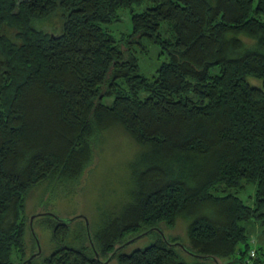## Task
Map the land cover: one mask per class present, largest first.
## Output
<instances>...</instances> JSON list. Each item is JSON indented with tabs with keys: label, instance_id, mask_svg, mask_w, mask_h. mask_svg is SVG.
<instances>
[{
	"label": "trees",
	"instance_id": "trees-1",
	"mask_svg": "<svg viewBox=\"0 0 264 264\" xmlns=\"http://www.w3.org/2000/svg\"><path fill=\"white\" fill-rule=\"evenodd\" d=\"M119 11L129 27L115 36ZM112 128L139 151L121 201L78 232L76 217L30 223L26 196L78 182ZM177 220L180 246L159 228ZM250 220L264 225V0H0V264H101L114 250L115 264H264Z\"/></svg>",
	"mask_w": 264,
	"mask_h": 264
},
{
	"label": "rangeland",
	"instance_id": "rangeland-1",
	"mask_svg": "<svg viewBox=\"0 0 264 264\" xmlns=\"http://www.w3.org/2000/svg\"><path fill=\"white\" fill-rule=\"evenodd\" d=\"M118 15L123 23L114 25L113 30L116 31L112 32L115 36L120 32L124 33L129 27L126 12L119 11ZM38 25L42 28V24L39 23ZM2 33L8 36L13 35V31L9 29L3 30ZM246 41L244 39V42ZM157 62L154 56L140 58V65L143 67L141 72L149 75L153 68L157 66ZM247 82L251 86L262 87L261 81L257 79L249 77ZM138 152V147L130 141L121 129H110L102 135L101 143L95 150L93 159L80 180L78 182L58 180V183L51 181L34 188L25 198V215L30 218L33 215L47 213L62 220H72L76 217L77 219L70 223V227L78 232L79 227L84 224L83 218L86 219L87 223L88 221L92 222V220L96 221L101 210L108 209L121 201L127 187L126 164ZM252 195L253 187L246 185L244 190L237 194V197L244 204L250 205L252 203ZM45 222L46 218L44 216L38 217V221L34 222L33 229L36 233L40 251L43 254H47L51 250L49 232L43 227ZM243 226L251 242L249 243L250 248L254 249L255 246H261L264 251V225L250 220L244 223ZM159 228L162 230V236L174 238L176 243L179 244L187 243L184 232L185 225L182 220H177L172 229H167L163 225H159ZM72 237L73 233H70L69 238ZM153 239L154 234L152 233L135 237L123 246V250L128 252L141 248L149 244ZM180 255L185 259L186 256L183 253H180ZM106 264L115 263L110 260Z\"/></svg>",
	"mask_w": 264,
	"mask_h": 264
},
{
	"label": "water",
	"instance_id": "water-1",
	"mask_svg": "<svg viewBox=\"0 0 264 264\" xmlns=\"http://www.w3.org/2000/svg\"><path fill=\"white\" fill-rule=\"evenodd\" d=\"M53 217L54 218H56L54 215H53ZM32 219H33V216H31L30 218H29V222L31 223V221H32ZM83 221H84V226H85V228L87 229V221H86V219L85 218H83ZM30 231L32 232V229H30ZM162 235V234H161ZM132 239H134V238H132ZM132 239H130V240H128V241H126L122 246H124L126 243H128V242H130ZM176 244H178L179 246H180V244L179 243H176ZM35 245H36V254H38L39 252H40V248H39V245H38V241L35 239ZM122 246H120V247H122ZM91 247H92V244H91ZM119 248V247H118ZM118 248H116V249H118ZM115 251L116 250H114L111 254H110V256L104 261V262H100L101 264H105L107 261H109L110 260V258L113 256V254L115 253ZM95 255V258H97V255L96 254H94ZM33 256V255H32ZM32 256H30V257H32Z\"/></svg>",
	"mask_w": 264,
	"mask_h": 264
},
{
	"label": "built area",
	"instance_id": "built-area-1",
	"mask_svg": "<svg viewBox=\"0 0 264 264\" xmlns=\"http://www.w3.org/2000/svg\"><path fill=\"white\" fill-rule=\"evenodd\" d=\"M250 256H253V250H252V251H250Z\"/></svg>",
	"mask_w": 264,
	"mask_h": 264
}]
</instances>
